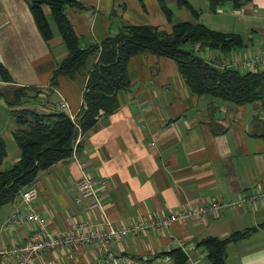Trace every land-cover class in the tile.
Wrapping results in <instances>:
<instances>
[{"label":"crops","instance_id":"crops-1","mask_svg":"<svg viewBox=\"0 0 264 264\" xmlns=\"http://www.w3.org/2000/svg\"><path fill=\"white\" fill-rule=\"evenodd\" d=\"M77 1L83 8L69 6L66 12L86 46L111 35L109 16L115 9L120 13L121 27L132 24L171 29L157 0H144L143 5L139 0ZM178 1L166 0L174 17V7L183 9ZM185 1L198 10L197 0ZM257 1L239 10L219 7L216 13L208 6L212 14L229 7L232 16L238 18L231 25L207 18L218 25L212 30L235 33L234 27H238L248 31L247 40L242 35L245 47L231 53L232 58H247L264 49V11L259 10ZM44 11L50 14L48 7ZM202 16L201 24L209 27ZM196 51L203 58L211 54L227 57L202 49L200 44ZM66 56L57 34L50 42L43 39L28 0H0V62L11 79L5 80L0 74V139L7 146L6 160L11 166L20 159L13 136L18 125L12 115L17 89L35 87L42 91L25 106L28 109L60 112V103L66 102L73 115L81 110L82 83L62 77L57 86H51L52 73ZM262 70L264 65L256 69ZM129 74L131 86L119 94L120 109L99 119L82 136L72 157L41 172L35 181V208L47 218L50 235L66 236L76 223L87 220L92 229L103 230L110 225L119 227L142 218L169 216L182 209L236 202L264 193V99L236 105L193 95L173 60L150 53L134 57ZM5 162L0 171L8 169ZM85 176L99 181L97 209H90L92 199L77 202V186ZM18 209L22 215L28 212L19 198L0 208V228ZM263 224L264 200L259 199L215 216L174 222L163 232L150 230L129 236L101 250L98 244L88 243L45 251L32 264H97L106 253L121 259L114 264H168L163 259L170 251L182 250L180 239L187 247L182 250L187 256L184 264H208L205 251L198 246L202 239H224L252 227L258 230L249 238L228 245L226 264H264ZM34 228L23 223L3 229L0 248L24 245ZM1 264H15V259Z\"/></svg>","mask_w":264,"mask_h":264},{"label":"trees","instance_id":"trees-1","mask_svg":"<svg viewBox=\"0 0 264 264\" xmlns=\"http://www.w3.org/2000/svg\"><path fill=\"white\" fill-rule=\"evenodd\" d=\"M139 1L144 4V0ZM157 1L171 24L170 31L153 25L126 24L102 42L86 46L66 12L68 6L83 8L81 3L77 0H28L43 39L50 42L57 34L67 51V56L52 73L51 86H57L62 77L76 79L79 75L86 83L83 105L75 120L63 110L51 113L25 108L31 99H36L42 92L40 89L25 87L15 91L12 115L18 128L13 131V136L20 150V159L10 168L0 171V208L15 202L25 188L35 184L41 172L72 157L80 147L82 136L92 130L99 119L120 109L119 94L131 86L129 66L136 56L150 53L173 60L189 91L198 97L208 96L236 105L264 99V70L243 72L221 68L222 62H209L196 54V46L200 44L202 49L229 55L245 47L242 35L215 31L201 24V12L185 0H179L177 4L187 8L193 19L174 23L173 12L166 0ZM252 1L208 0V4L210 12L216 13L219 7L231 6L239 10ZM44 7L49 8V15ZM113 11L112 15L119 17L117 9ZM0 74L5 80L10 79L1 62ZM79 137L80 141L75 147ZM7 156V146L0 139V167ZM260 227H264V224ZM257 230L258 227H252L233 232L224 239L206 237L198 246L205 251L208 264H226L228 245L249 238ZM182 250L167 253L173 264L187 261Z\"/></svg>","mask_w":264,"mask_h":264},{"label":"built area","instance_id":"built-area-1","mask_svg":"<svg viewBox=\"0 0 264 264\" xmlns=\"http://www.w3.org/2000/svg\"><path fill=\"white\" fill-rule=\"evenodd\" d=\"M209 59L210 58L206 60L209 62L212 60H218L222 62L221 67L226 68L228 65H230L232 66L231 68L234 69L256 71L259 66L264 65V49L247 56V58L233 57L229 59L228 57L224 58L216 54V58H213L212 60ZM224 64L227 65L224 66ZM59 107L60 110L69 113L72 119L75 120V115H73L66 102L60 103ZM79 141L80 137L75 147ZM98 185L99 181H97L95 178L85 176L77 186L79 192L77 202L81 203L85 200L92 199L93 203L90 206V209H97L100 205L97 199ZM37 195L38 192L34 185L25 188L22 191L19 199L25 204L28 212L22 215L21 210L18 209L14 215L8 219L7 223L2 228H0L1 232L3 229H12L15 226L22 225L23 223H29L35 227L29 234L24 245L0 248V264L5 260L10 259H15V264H32L33 259L40 253L58 249L66 245H84L88 243H94L98 244L101 250L110 243L120 244L126 237L129 236H138L141 233L150 230L163 232L169 227L170 224L174 222H188L207 214L215 216L227 208L235 209L237 206H243L247 202L255 203L259 199L264 200V193L256 197L245 196L236 202H215L209 205L182 209L169 216L142 218L119 227H113L110 225L107 229L103 230L92 229L89 220H87L85 222L76 223L72 227L71 233L68 235L55 238L47 231V218L39 213L35 208V200ZM178 243L183 250L187 249L185 242L182 239L178 240ZM163 260L168 264L174 263L170 257H165ZM120 261L121 259L106 253V255H103L99 258L97 264H114ZM142 264L148 263L142 262Z\"/></svg>","mask_w":264,"mask_h":264},{"label":"rangeland","instance_id":"rangeland-1","mask_svg":"<svg viewBox=\"0 0 264 264\" xmlns=\"http://www.w3.org/2000/svg\"><path fill=\"white\" fill-rule=\"evenodd\" d=\"M258 4V8L259 10H263L264 11V0H258L256 2ZM208 0H197V9L198 10H202V14H204L202 17L204 18V21H205V24H207L209 26V28H214L216 26H218L217 24H213V23H210V21L208 19H213L215 22H218L220 24H226V25H231V22H238V18L235 17V16H232V14L230 13L231 12V9H229V7H226L225 9L221 10L223 13H218V14H212L209 12L208 10ZM69 8V6L67 7V9ZM183 8L182 11H177V8L174 7L175 11V17H174V23L175 22H180V21H191L192 20V15L190 13V11L185 8V7H181ZM244 10V9H243ZM122 11V10H121ZM204 12V13H203ZM226 12V13H224ZM112 13H114V11H111V15L109 16V22H110V29H112L113 32H118V30L120 29L121 25H119V17L117 16H113ZM120 13H118L119 15ZM206 17V19H205ZM208 18V19H207ZM51 25L53 26V29L54 31L56 30L55 27H54V24L51 22ZM235 29V33H238V34H241L243 35L246 40L248 38V31H245L244 29L242 28H239L238 27H234ZM253 35H256L255 33ZM187 47L191 48L192 45H187ZM257 48H255L256 50ZM197 55H200L199 52H196ZM227 57L229 59H231V55H227ZM210 58L209 60H212L213 58H216V54H211L209 55V57H206V59ZM227 64H224V66H226ZM228 68H231L232 66L228 65L227 66ZM221 68H225V67H221ZM239 70V69H238ZM243 72H249V70H241ZM80 83H82L83 85V90L85 89V85H84V80L82 78V75H79L77 78H76ZM73 113V112H72ZM5 166H7V168H10L11 167V161L10 160H6L5 162Z\"/></svg>","mask_w":264,"mask_h":264}]
</instances>
